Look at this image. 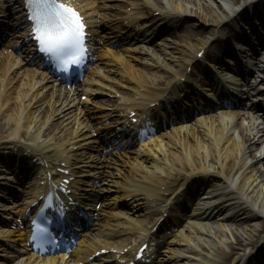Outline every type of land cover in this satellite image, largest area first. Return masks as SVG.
I'll list each match as a JSON object with an SVG mask.
<instances>
[{
	"label": "bare ground",
	"instance_id": "bare-ground-1",
	"mask_svg": "<svg viewBox=\"0 0 264 264\" xmlns=\"http://www.w3.org/2000/svg\"><path fill=\"white\" fill-rule=\"evenodd\" d=\"M238 1L152 0L149 2L144 0L141 2L143 11L159 10L158 15L147 18V21L141 24L145 28L136 29L134 24L128 28L133 31L134 35L142 36L141 40L149 41L153 29L160 19H175L187 14L197 16L206 23L217 26L220 21L230 17V12L225 5ZM132 3L136 12L142 11L141 6L135 2ZM194 23L202 27L198 19H195ZM150 25L154 27L152 31H150ZM195 32L196 30L189 32L187 36L190 42H187L186 39L184 42L190 48L187 46H184L186 49L180 47L177 44L182 41L175 38L165 39L158 46H155L154 51L149 48L145 49L146 47L141 48L143 49L141 52H145L150 57L149 61L144 59L141 61L151 70L145 74L138 73L141 82L138 83L141 84L140 87L142 86L143 90L140 92L141 97L138 98L137 104L131 105V107L146 106L149 101L156 100L160 103L166 99L163 92L172 94L181 90L179 85H174L173 88L165 86L160 89V87L164 85V80L169 74L179 77L184 74L182 70L180 71L183 60L184 63L191 64L192 67L197 64V51L204 45L206 46L207 36L201 29L200 32H197L200 33V36L196 35ZM133 49L140 51L138 47ZM192 50H194V55L191 53ZM175 66L177 68H172ZM153 67H161L163 70L164 67H167L165 69L167 71L165 73L163 70L162 72H153ZM147 75L153 77L147 78ZM12 90L14 88H11L0 78L1 153L8 154L11 151L16 155L21 154L27 159H30L31 156H39L48 164L55 163L57 166H62L60 163L63 162L69 164L71 155L69 153L65 157V152L58 151V146L51 137L53 131L50 128L48 111L44 114L42 106L44 104L48 108L51 112L50 116H57L59 122L66 124L74 120L69 114L74 104V98L69 100L68 94L60 97L61 92L55 90L54 92L58 94L55 100H42L39 99V96L44 92L35 93L31 96L26 89H21L16 90L17 94L13 99L10 95ZM90 90L92 89L89 88L85 91L89 92ZM21 105L24 107L21 108ZM131 107L127 108L131 109ZM104 115H112V110L110 112L107 110ZM203 118L204 116H198L196 119L201 120ZM174 127L183 128L186 127V124H178ZM254 128L248 129L240 123L238 112L232 113L228 117L226 114H218L210 117L208 121L202 124L191 125L184 132L170 133L166 140L143 143L141 148L133 151L136 159H138L134 160L127 170L128 183L124 187L123 193V197L130 196L127 204L135 218L127 216L126 219L129 223L117 221L111 224L110 226H122V228L118 231L119 234L106 232L107 238L103 240L105 242L101 246L113 245L117 248L126 246L127 239L125 237L127 235L123 233L132 230L131 234H134L139 230H147L160 212L166 209L157 206L160 200L167 194L170 196L166 202H169L170 199L179 200V196L186 197L195 185L191 183H198V180H203L201 185L203 184V187L206 185V187L199 204L205 206V200L208 198L217 200L213 209L223 214L230 212V215L237 219L236 224H222L223 227L220 228V224L216 223L209 224L204 221L187 223V221L185 228L183 227L176 237L173 236L168 242L166 239L163 241L170 246L166 249L167 253H162L160 262L164 261V264H243V258L247 257V260L244 259L245 264H247L264 243V128L257 126ZM74 129L75 137L80 141L85 135V130L81 126ZM45 131V136L39 138L40 132L45 133ZM54 155V160L49 161V157L52 158ZM30 164L29 162L28 165ZM114 164L123 167L130 164V161L121 160L114 162ZM74 165L72 162V166ZM87 165L96 170L94 174L97 177L100 176L107 180L109 178L110 180L112 172L107 169L104 170L105 164L100 157L95 156V159H90ZM66 168L71 170L69 165H66ZM0 169L6 174L11 173L8 168L1 167ZM131 175L137 180H131ZM7 177L10 178L11 175ZM196 188L201 187L195 185ZM32 199L33 194L31 196L27 194L22 203H28ZM147 212H150L151 215L145 221L143 216ZM203 212L206 213V217H209L212 210L209 212L204 210ZM259 215L263 218L248 223L250 225L240 222L244 220L247 222V219ZM210 233L221 236L219 237L220 241L212 238ZM260 240L262 243L259 245ZM90 246L92 249L96 247V243L90 242ZM248 247L256 249L250 250L244 257L245 253L249 251ZM84 249L81 248L80 255H74V257L79 258L89 253L88 250ZM240 249L241 252H239ZM260 256H264L263 250ZM55 262L54 259H50L45 264H55Z\"/></svg>",
	"mask_w": 264,
	"mask_h": 264
},
{
	"label": "snow or ice",
	"instance_id": "snow-or-ice-1",
	"mask_svg": "<svg viewBox=\"0 0 264 264\" xmlns=\"http://www.w3.org/2000/svg\"><path fill=\"white\" fill-rule=\"evenodd\" d=\"M32 32L40 51L56 59L63 70L78 64L84 53V24L78 11L64 0H28ZM40 233L47 234L46 227Z\"/></svg>",
	"mask_w": 264,
	"mask_h": 264
},
{
	"label": "rangeland",
	"instance_id": "rangeland-1",
	"mask_svg": "<svg viewBox=\"0 0 264 264\" xmlns=\"http://www.w3.org/2000/svg\"><path fill=\"white\" fill-rule=\"evenodd\" d=\"M187 17H188V21H186V23H190V22H195V19H198L200 22H202V24L204 25V27H203V30H208L209 28H211L212 27V25L211 24H209V23H203V19L202 18H199V17H197V16H192V15H187ZM184 24V23H183ZM171 25H175V26H168L167 28H164L163 30H162V33H163V35H166L167 34V32H169L168 34H171V33H173V34H175L176 33V31L174 30L175 28H176V24L174 23V24H171ZM184 26V25H183ZM196 26H197V24H196ZM189 28H191V27H189ZM174 30V31H173ZM179 30V31H178ZM173 31V32H172ZM186 31L187 30H185V28L184 27H182V26H180L178 29H177V32H178V34H179V37H178V40L179 41H182L183 42V37H182V35H185L186 34ZM165 32V33H164ZM163 38H165V36L163 37ZM185 39V38H184ZM184 43H181V45H183ZM263 217L261 216V215H259V216H256V217H252V218H250V219H247L248 221L246 222L245 220L244 221H240L241 222V224H247V225H250V224H248V223H250V222H254V221H258V220H260V219H262ZM236 222H237V219H235L234 218V223L232 222V221H230V223H231V225H235L236 224ZM214 235H215V233H213ZM214 235H212V237L213 238H215L216 240H218L219 238L218 237H216V236H214Z\"/></svg>",
	"mask_w": 264,
	"mask_h": 264
}]
</instances>
